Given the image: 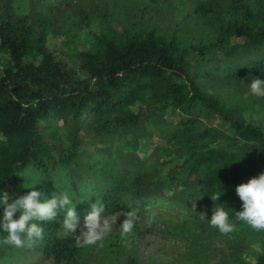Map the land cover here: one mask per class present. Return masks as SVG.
Wrapping results in <instances>:
<instances>
[{
  "label": "trees",
  "instance_id": "16d2710c",
  "mask_svg": "<svg viewBox=\"0 0 264 264\" xmlns=\"http://www.w3.org/2000/svg\"><path fill=\"white\" fill-rule=\"evenodd\" d=\"M259 2L198 3L195 12L211 32L191 39L178 29L118 32L106 21L73 59L47 44L52 28L39 18L0 17V190L12 196L29 169L53 192H73L81 212L98 202L104 214L135 211L139 217L151 204L185 208L195 199L198 213L183 229L195 238L215 233L231 251L230 264H240L250 239L258 245L252 264H264V231L236 220L230 209L240 210L235 187L264 172V131L245 117L264 97L226 99L211 85L264 78V0ZM60 122L69 127L58 137ZM153 124L166 142L142 174L127 169L132 175L124 179L107 167L90 180L79 174L93 169L85 167L93 155L121 154L124 139L138 138ZM217 204L229 211L233 233L222 235L202 219ZM43 227L44 239L25 248L3 244L6 233L0 231V264H33L41 257L86 264L79 233L65 234L59 220ZM246 232L251 238L243 239ZM123 264L139 263L127 256Z\"/></svg>",
  "mask_w": 264,
  "mask_h": 264
},
{
  "label": "rangeland",
  "instance_id": "374dc122",
  "mask_svg": "<svg viewBox=\"0 0 264 264\" xmlns=\"http://www.w3.org/2000/svg\"><path fill=\"white\" fill-rule=\"evenodd\" d=\"M202 1L204 0H0V17L16 20L27 14L31 19L39 18L44 25L52 28L47 35V44L63 59H73L77 51L88 46L91 33L104 28L103 22L106 21L118 32L125 27H139L154 28L158 31L178 29L190 39L205 36L211 32V29L205 19L195 12L196 5ZM248 2L260 5L259 0H248ZM248 82L239 84L213 82L211 85L215 92H220L226 99L241 98V96L251 99L260 97L249 92ZM257 101L258 107L246 109L245 117L264 131V102L259 98ZM61 122L56 123L60 125L57 129L58 137L64 135L63 128L69 127V124L63 125L64 122ZM141 131L144 133L138 138L130 135L121 142L123 145L121 154L113 153L114 155L109 154L104 158L93 155V159L85 163V167L91 164L93 169L88 171L87 168H83L79 174L83 175V179L90 180L94 174L104 171L107 167L127 179L129 174L132 175L131 172L126 171L127 169L134 173V171L140 172L142 167L154 165L156 156L163 153L165 137L163 138L160 128L155 124L145 126ZM48 138L58 141L53 135ZM130 138L137 141L136 147L128 141ZM120 147L117 146V149ZM147 151L151 153L149 156L151 162L144 159ZM108 159L110 163L103 164V161ZM114 160L118 161L114 162ZM101 164L103 166L100 168ZM28 172L32 173L29 179L40 181V184L35 185L34 188L38 190L44 188L42 191L47 196L53 193L51 186L44 187L40 175L35 174L33 170L28 169L23 175ZM24 186L30 185L28 179L21 176V185L12 189V196L26 194L30 189ZM69 193L75 202L74 193ZM198 210L195 199L189 201L185 208L178 205L151 204L138 217V226L126 235H122L120 228L124 212L104 214L111 229L105 233L101 241L94 245H85L81 259L86 264H123L127 256L139 264H230L231 251L215 233L209 232L195 238L188 230L183 229L185 220L191 219ZM76 211L81 215L82 225L83 217L89 210L81 212L76 206ZM244 238L251 237L246 232L243 233ZM246 245L247 249L240 255V264H252L254 255L251 250L258 248L257 243L251 242L250 239ZM38 259L33 264H57L51 259L43 257Z\"/></svg>",
  "mask_w": 264,
  "mask_h": 264
},
{
  "label": "clouds",
  "instance_id": "9594fccd",
  "mask_svg": "<svg viewBox=\"0 0 264 264\" xmlns=\"http://www.w3.org/2000/svg\"><path fill=\"white\" fill-rule=\"evenodd\" d=\"M247 87L251 94L264 97V78L256 76L247 83ZM31 175V172L22 175L28 179L30 185L24 186L30 189L24 195L13 197L0 190V231L6 233L3 244L14 248L32 247L44 239L43 223L55 220L61 222L65 234L71 236L79 233L76 239L82 246L96 244L111 229L104 216V206L98 202L92 203L81 225L76 203L82 201L79 199L74 202L67 191H55L50 196L45 195L42 190L34 188L40 181L29 179ZM235 193L241 202L240 210L230 208L235 213V219L254 230L264 231V172L237 185ZM219 196L211 200L217 201ZM222 205L217 204L212 209L209 219L205 218V214H201V217L219 233L228 235L235 231L236 224ZM16 213L19 215L14 218ZM138 219L135 211H128L120 223L122 235L131 233Z\"/></svg>",
  "mask_w": 264,
  "mask_h": 264
}]
</instances>
